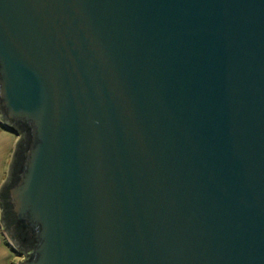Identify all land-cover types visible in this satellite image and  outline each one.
Instances as JSON below:
<instances>
[{"label": "water", "instance_id": "1", "mask_svg": "<svg viewBox=\"0 0 264 264\" xmlns=\"http://www.w3.org/2000/svg\"><path fill=\"white\" fill-rule=\"evenodd\" d=\"M0 116L17 264H264V0H0Z\"/></svg>", "mask_w": 264, "mask_h": 264}, {"label": "crops", "instance_id": "2", "mask_svg": "<svg viewBox=\"0 0 264 264\" xmlns=\"http://www.w3.org/2000/svg\"><path fill=\"white\" fill-rule=\"evenodd\" d=\"M19 136L10 131L2 123L0 116V188L9 175L10 163L13 158ZM0 264H17L14 250L5 235L0 209Z\"/></svg>", "mask_w": 264, "mask_h": 264}, {"label": "rangeland", "instance_id": "3", "mask_svg": "<svg viewBox=\"0 0 264 264\" xmlns=\"http://www.w3.org/2000/svg\"><path fill=\"white\" fill-rule=\"evenodd\" d=\"M19 136V135H18ZM21 138V136H19V139ZM14 253H15V257H16V259H17V263L20 261V260H22V259H24L25 257H26V255H25V253L23 252V251H21V250H18L17 251V253L14 251Z\"/></svg>", "mask_w": 264, "mask_h": 264}, {"label": "trees", "instance_id": "4", "mask_svg": "<svg viewBox=\"0 0 264 264\" xmlns=\"http://www.w3.org/2000/svg\"><path fill=\"white\" fill-rule=\"evenodd\" d=\"M4 210H5V220H6V209L4 208ZM31 249H30V245L29 244H25L24 246H23V249H22V251L24 252V253H26V252H29Z\"/></svg>", "mask_w": 264, "mask_h": 264}, {"label": "built area", "instance_id": "5", "mask_svg": "<svg viewBox=\"0 0 264 264\" xmlns=\"http://www.w3.org/2000/svg\"><path fill=\"white\" fill-rule=\"evenodd\" d=\"M12 248H13V246H12ZM13 249H15L16 250V248L14 247ZM16 251H18V250H16Z\"/></svg>", "mask_w": 264, "mask_h": 264}]
</instances>
